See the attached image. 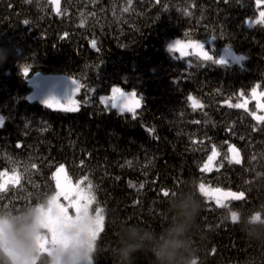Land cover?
<instances>
[{
  "label": "trees",
  "instance_id": "obj_1",
  "mask_svg": "<svg viewBox=\"0 0 264 264\" xmlns=\"http://www.w3.org/2000/svg\"><path fill=\"white\" fill-rule=\"evenodd\" d=\"M0 0V172L18 171V186L0 192V207L19 210L56 191L63 165L73 182L87 177L104 225L94 264H119L122 226L159 230L170 199L193 189L202 211L192 232L198 264H264L229 212L264 208V122L254 116L264 93V0ZM172 40L199 42L212 60L168 50ZM225 49L244 60L219 63ZM28 68V76L23 70ZM64 75L79 85L76 110L31 104V80ZM113 88L133 92L136 113H120ZM197 102L193 106L192 100ZM244 98L248 108H237ZM235 147L240 163H235ZM213 148L218 156L206 171ZM243 193L219 207L199 185ZM167 191L168 196L163 193ZM137 253L134 264H150Z\"/></svg>",
  "mask_w": 264,
  "mask_h": 264
},
{
  "label": "clouds",
  "instance_id": "obj_2",
  "mask_svg": "<svg viewBox=\"0 0 264 264\" xmlns=\"http://www.w3.org/2000/svg\"><path fill=\"white\" fill-rule=\"evenodd\" d=\"M0 57V62H3ZM83 187V186H82ZM56 195L54 191L39 194L35 203L19 210L0 207V264H94L95 245L89 229L95 214L82 212L76 222L62 223L59 243L42 251L48 236L43 227L44 214ZM202 211V203L193 189H186L180 199H170L168 220L156 230L139 224L122 226L115 256L119 264H134L137 253L150 256V264H198V253L192 232ZM52 214L56 215L53 208ZM242 236L255 246L264 248V208L247 216L239 209L229 212ZM74 215V214H73Z\"/></svg>",
  "mask_w": 264,
  "mask_h": 264
},
{
  "label": "snow or ice",
  "instance_id": "obj_3",
  "mask_svg": "<svg viewBox=\"0 0 264 264\" xmlns=\"http://www.w3.org/2000/svg\"><path fill=\"white\" fill-rule=\"evenodd\" d=\"M52 4L55 6V10L59 12V6H60V0H51ZM261 3V0H257V6L259 7ZM260 20L257 21V23H264V11L259 12ZM184 48H195L200 50L199 55L203 57L205 60H212L213 58L208 54V52L204 51V46L199 43L195 44H183L181 41H175L174 44L169 46L170 52H176V51H182ZM219 63L223 64L224 61L221 60ZM24 76H28V68H25L23 70ZM73 83L75 85V88L78 89L79 85L76 83L75 80H73ZM113 93H119V97L113 96V104L112 107H117L115 100L121 99L124 103L122 105V111L124 108H128L127 101L130 100V97L126 96L124 92H122L119 88H113ZM255 91L253 92V95H255ZM135 95V93H133ZM193 106H197V102L192 99ZM141 103L140 100H136L135 104L139 106ZM46 106L51 107L52 104L50 101L46 102ZM244 105L237 104L235 107H243ZM65 111H75V106L67 107L64 109ZM129 111H131V108H128ZM254 119L258 122H264V116H254ZM3 121L0 120V126H2ZM229 152L233 153V159L235 163H240V160L238 158V153L235 147H230ZM218 156V152L215 148L212 150L211 157L209 158V162L205 163L202 167V171L208 170L212 158ZM53 179L55 180V188H56V195L53 197V200L50 202V208L47 213L44 214V220H43V227L47 230L48 236L44 239L43 245H42V251H47L48 246L56 245L59 241V228L62 225V223L66 222H76L81 219V213L83 212L85 216L88 213V210L90 209V206L95 201V196L93 195V185L89 181L86 185V187H82V185H85V181L87 180V177L84 179H81L76 184H72L71 180L69 179L66 169L63 165H61L56 173L53 176ZM21 180V175L18 171H13L11 175L7 171L0 172V192L7 191L9 183H11L13 186H18ZM199 191L202 195L205 197L209 196H216V204L219 207H224V204L221 203L219 197H229L235 200H240L243 198V193L235 194L233 192H225L224 190L220 188H211L206 187L203 183L199 185ZM164 196H168L169 193L165 191L163 193ZM61 197H63L64 200L68 202L67 206L63 203H61ZM55 208L56 215L52 214V210ZM69 209L74 210L73 213L70 214ZM103 209L97 208L95 210V218H94V227L90 228V236L93 241V245H95V241L97 239L98 234L103 229L104 225V215H103ZM74 214V215H73ZM235 221V215L233 214V222Z\"/></svg>",
  "mask_w": 264,
  "mask_h": 264
},
{
  "label": "water",
  "instance_id": "obj_4",
  "mask_svg": "<svg viewBox=\"0 0 264 264\" xmlns=\"http://www.w3.org/2000/svg\"><path fill=\"white\" fill-rule=\"evenodd\" d=\"M78 84V83H77ZM30 86L33 89L32 94L29 96L30 97V102L31 104L38 103L40 107H43L45 109H49L53 112L57 113H71L73 111H65L64 109L67 107L75 106L74 100L77 97V94L79 92V88L76 89L75 85L73 83V79H70L69 77H66L64 75H59L56 77L52 76H46L42 77L41 75L35 76L31 82ZM126 96L130 97V100L127 101L128 108H131L132 110L129 111L128 108H124L122 111V105L123 101L121 99L115 100V103L117 107H113L115 110L119 111L120 113H136L141 110V103L139 106L135 104L136 100H140L136 94L133 95V92H124ZM116 97H119V93L115 94ZM50 101L52 104L51 107L46 106V102ZM103 103H107L111 101V104H113V97H103L101 99ZM0 120L2 118L0 117ZM1 128V126H0ZM225 191V190H224ZM229 192V191H225ZM231 192V191H230ZM235 193V192H233ZM239 194V193H235ZM214 200L217 199L216 196H212ZM221 203H227L230 201H235V199L229 198V197H224L220 196L219 197ZM244 199L243 198L240 200Z\"/></svg>",
  "mask_w": 264,
  "mask_h": 264
},
{
  "label": "rangeland",
  "instance_id": "obj_5",
  "mask_svg": "<svg viewBox=\"0 0 264 264\" xmlns=\"http://www.w3.org/2000/svg\"><path fill=\"white\" fill-rule=\"evenodd\" d=\"M61 2L62 0H60V6H59V12L61 10ZM262 3V2H261ZM260 3V4H261ZM54 7V11L57 12L55 10V6L53 5ZM262 11V10H261ZM260 11V12H261ZM261 18L259 17L255 22H253V24H255L257 21H259ZM175 41H178V40H172L169 44H168V49H169V46L174 44ZM181 41V40H179ZM181 43L183 44H195V43H199V42H184V41H181ZM199 44H202V43H199ZM203 45V44H202ZM204 46V45H203ZM199 51L198 49H195V48H184L182 51H176L175 53L178 54L180 57H185V56H189V55H195V56H199V57H202L199 55ZM204 51L208 52V54L210 55L209 53V50L206 48V46H204ZM203 58V57H202ZM244 56H240V55H237L236 53H234L232 50L230 49H225L223 50L220 58L218 59L219 61L223 60L224 63H229V62H233V63H237V64H240L243 62L244 60ZM255 91V95H253V92ZM253 92H252V101H257L258 102V106H259V111L258 113L256 114V116H264V93H260L257 89H255ZM113 93V92H112ZM113 94H118V93H113ZM238 104H241V105H244L243 107H239V108H248L249 104H250V99L249 98H244L241 102H239ZM237 105V104H236ZM238 108V107H237ZM67 172V171H66ZM10 175V174H9ZM72 184H76L77 182H73L71 180ZM83 186V185H82ZM85 187V186H83ZM61 203L65 204L67 206L68 202L66 200L63 199V197H61ZM98 207H95L94 203L90 206V210H92L95 214V210L97 209ZM69 212L70 214L74 212V210L72 209H69ZM102 231V230H101ZM100 231V232H101ZM100 234V233H99ZM98 234V235H99Z\"/></svg>",
  "mask_w": 264,
  "mask_h": 264
}]
</instances>
